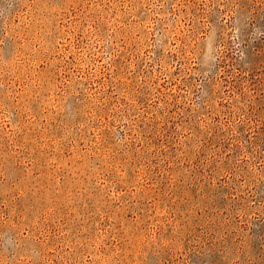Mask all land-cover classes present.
Segmentation results:
<instances>
[{
	"label": "rangeland",
	"instance_id": "1",
	"mask_svg": "<svg viewBox=\"0 0 264 264\" xmlns=\"http://www.w3.org/2000/svg\"><path fill=\"white\" fill-rule=\"evenodd\" d=\"M0 264H264V0H0Z\"/></svg>",
	"mask_w": 264,
	"mask_h": 264
}]
</instances>
